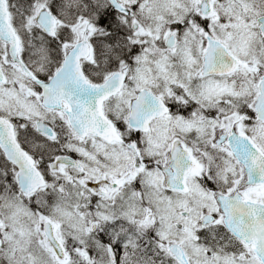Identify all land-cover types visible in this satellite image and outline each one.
<instances>
[{"label":"snow or ice","instance_id":"obj_1","mask_svg":"<svg viewBox=\"0 0 264 264\" xmlns=\"http://www.w3.org/2000/svg\"><path fill=\"white\" fill-rule=\"evenodd\" d=\"M0 264H264V0H0Z\"/></svg>","mask_w":264,"mask_h":264}]
</instances>
